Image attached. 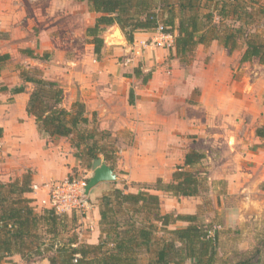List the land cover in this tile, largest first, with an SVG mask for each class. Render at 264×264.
<instances>
[{
  "label": "crops",
  "instance_id": "obj_1",
  "mask_svg": "<svg viewBox=\"0 0 264 264\" xmlns=\"http://www.w3.org/2000/svg\"><path fill=\"white\" fill-rule=\"evenodd\" d=\"M95 17L80 0H0V53L10 56L0 70V88L6 87L0 89V182L30 171L32 186H40L67 178L82 167L69 140L41 136L35 118L26 111L32 85L22 80L20 71L37 67L44 78L63 89V107L83 102L87 112H96L98 128L117 139L115 153L120 159L112 169L121 181L115 186L157 178L169 181L187 150L194 147L205 154L202 165L208 179L222 181L229 199L242 205L264 194V139L255 134L264 121V87L256 82L259 79L264 85V66L240 62L241 55L215 40L198 45L193 62L184 66L169 58L170 46L153 43L154 31L135 32L131 43L121 31V40H114L119 44L104 40L97 56L85 35ZM142 42L148 45L142 47ZM23 49L48 56L32 58ZM138 66L140 73L135 75ZM148 72L150 77L143 81ZM21 85L25 91L12 93ZM116 167L122 172L117 173ZM86 171L87 178L91 167ZM111 182L90 189L88 212H75L79 241H99L97 198ZM26 196L38 209L49 207L44 188L32 189ZM248 212L258 209L249 205ZM230 225L228 219L226 227ZM220 239L218 234L221 256ZM10 260L0 264L24 263L19 254ZM27 264L49 262L39 259Z\"/></svg>",
  "mask_w": 264,
  "mask_h": 264
},
{
  "label": "trees",
  "instance_id": "obj_2",
  "mask_svg": "<svg viewBox=\"0 0 264 264\" xmlns=\"http://www.w3.org/2000/svg\"><path fill=\"white\" fill-rule=\"evenodd\" d=\"M80 1L96 14L85 35L97 56L104 46L101 33L106 27L118 25L131 43L135 32H153L161 25L173 35L169 57L180 63H190L198 45L215 40L229 52L242 49L240 62L256 60L264 66V0ZM21 51L32 58L48 56H36L30 49ZM9 59V54L0 53V70ZM134 73L139 75V66ZM20 76L32 85L26 111L35 118L41 136L48 140L66 137L82 167L89 169L93 160L103 155L115 169L106 144L99 143L111 134L98 128L96 112H87L79 100L69 109L63 107V89L44 78L37 67H23ZM149 77L148 72L143 81ZM11 91L23 92L25 85ZM255 134L264 139V121ZM2 135L0 127V138ZM204 157L203 152L190 147L169 181L134 182L136 191L113 184L97 198L100 236L94 244L78 240L75 212L59 214L53 208L38 209L32 204L33 199L26 196L32 190L30 171L0 182V263L11 262L10 257L19 254L23 264L39 259H47L49 264H264V234L251 248L234 251L224 259L212 221L206 222L196 213L161 210L157 191L176 198L200 194L206 181L201 169ZM178 222L184 225L177 226Z\"/></svg>",
  "mask_w": 264,
  "mask_h": 264
},
{
  "label": "rangeland",
  "instance_id": "obj_3",
  "mask_svg": "<svg viewBox=\"0 0 264 264\" xmlns=\"http://www.w3.org/2000/svg\"><path fill=\"white\" fill-rule=\"evenodd\" d=\"M116 26L118 25L109 26L106 27L105 30H103L101 36L104 38L105 41L113 40L112 42L114 43L111 42L112 44H119V42L114 41V39L110 38L111 36L106 38L108 34L113 32V29ZM116 40L121 39L116 38ZM234 52L238 55V57H240L242 49L235 50ZM192 62L193 61H191L190 63ZM251 63L259 64L256 60L252 61ZM183 65L185 66L184 63ZM256 82L258 83L259 87H264L261 80L257 79ZM256 82L251 81V83L254 84H256ZM117 142V139L114 138L112 134L111 138L108 136H104L99 140L100 144H106L105 147L108 150L110 156L115 160V163H117L118 159H120L118 152L115 153L117 150ZM73 151L74 150L72 149V154ZM204 167L205 166L202 165L201 169H203L202 175L206 181L203 190L200 192V194L194 197L191 196L186 198H175L169 194L160 192L158 195L160 199L161 210L163 212H174L182 214L196 213L200 219H203L206 222L212 221V223L214 224V228L217 229L221 238V257L225 259L231 256L234 251L244 248H251L256 238L264 234V230L262 231V229L264 228V194L259 193L257 198H255L256 201H254V199L246 200V204L241 205L240 202L238 203V200L233 201L226 196V186L222 181L208 179V172L206 169H204ZM87 169L88 168L80 167L79 169L73 171L70 176L75 179L86 177L85 175L87 173ZM116 170L117 173L122 172V170L117 167ZM120 181L121 180H116L114 182L109 183L108 189L113 187V184L117 182L120 183ZM133 183L134 182L132 181L125 183L127 191L137 190ZM118 186L121 187L122 184ZM248 203L249 205H252L256 209H258V212H248ZM237 207H240L242 210H238ZM228 219H230L232 222V225H230L231 227H226ZM176 224L177 226L184 225V223L182 222H178Z\"/></svg>",
  "mask_w": 264,
  "mask_h": 264
},
{
  "label": "built area",
  "instance_id": "obj_4",
  "mask_svg": "<svg viewBox=\"0 0 264 264\" xmlns=\"http://www.w3.org/2000/svg\"><path fill=\"white\" fill-rule=\"evenodd\" d=\"M152 41L156 45L171 46L173 35L164 32L163 26L159 25L152 35ZM148 44L142 42V47ZM139 53V50H138ZM87 178L80 179L64 178L61 180H49L43 184L33 185L32 189L44 188L47 191V202L50 208H53L57 213L77 212L80 215L88 212L91 208L88 195L85 193Z\"/></svg>",
  "mask_w": 264,
  "mask_h": 264
},
{
  "label": "water",
  "instance_id": "obj_5",
  "mask_svg": "<svg viewBox=\"0 0 264 264\" xmlns=\"http://www.w3.org/2000/svg\"><path fill=\"white\" fill-rule=\"evenodd\" d=\"M118 33V35H115ZM111 36L110 38L116 40L118 36L122 37L121 30L119 26H116L113 29V32L108 34L107 37ZM117 179L116 173L112 169L110 165L107 163L103 162V159L101 157H98L93 160L91 164V173L87 177V184L85 187V193L88 195L90 189H92L94 186H96L98 183L102 181H115ZM250 212H255L253 208L250 209Z\"/></svg>",
  "mask_w": 264,
  "mask_h": 264
},
{
  "label": "bare ground",
  "instance_id": "obj_6",
  "mask_svg": "<svg viewBox=\"0 0 264 264\" xmlns=\"http://www.w3.org/2000/svg\"><path fill=\"white\" fill-rule=\"evenodd\" d=\"M115 35H118V33H116ZM118 37H120V36H118ZM120 38H122V37H120Z\"/></svg>",
  "mask_w": 264,
  "mask_h": 264
}]
</instances>
